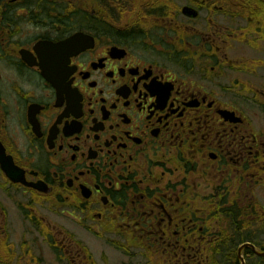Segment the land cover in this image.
Masks as SVG:
<instances>
[{"label": "flooded vegetation", "instance_id": "obj_1", "mask_svg": "<svg viewBox=\"0 0 264 264\" xmlns=\"http://www.w3.org/2000/svg\"><path fill=\"white\" fill-rule=\"evenodd\" d=\"M140 1L0 0V264H264V0Z\"/></svg>", "mask_w": 264, "mask_h": 264}, {"label": "rangeland", "instance_id": "obj_2", "mask_svg": "<svg viewBox=\"0 0 264 264\" xmlns=\"http://www.w3.org/2000/svg\"><path fill=\"white\" fill-rule=\"evenodd\" d=\"M139 2H141L140 0H136V3L139 4ZM261 124L264 126V114L261 111ZM261 195L264 196V192H261ZM44 216V215H43ZM54 221V226L56 225V223H61L60 220H56L54 218H52ZM74 229L78 232V236H76V238L81 239L83 242H85L86 244L89 245V248L92 252H94V256L101 260H111L114 262V264H139L140 262L137 261V258L135 257V255L137 256L138 254L136 252H128V257H124L122 255H120L119 252L113 253L109 247L106 245V242L109 241H113L114 242H119L120 239L118 236H113V235H108L107 237V241L106 240H101L100 238H97L94 235H91V233L86 232V231H82L81 229H79L78 227H74ZM16 232L19 236V238L22 240V237H27V239L32 240L30 236L28 235H22V229L20 228V226L16 227ZM22 235V236H20ZM35 238H37V244L38 246L40 245H44V238L41 235L35 236ZM46 244V243H45ZM42 249L47 250L48 248L42 247ZM39 253L41 255V252L36 251V254ZM46 253V252H45ZM41 259L45 260V258L43 257V255H41ZM55 261V257L50 256V252H48V257H46V262H42L41 264H53V262Z\"/></svg>", "mask_w": 264, "mask_h": 264}, {"label": "water", "instance_id": "obj_3", "mask_svg": "<svg viewBox=\"0 0 264 264\" xmlns=\"http://www.w3.org/2000/svg\"><path fill=\"white\" fill-rule=\"evenodd\" d=\"M184 14H188V16H190V14H191V11L189 10V9H184ZM79 36H76L75 38H73L72 40H70L69 41V44L71 45V44H73V43H75V40H76V38H78Z\"/></svg>", "mask_w": 264, "mask_h": 264}]
</instances>
